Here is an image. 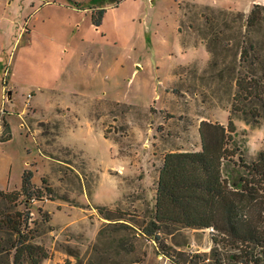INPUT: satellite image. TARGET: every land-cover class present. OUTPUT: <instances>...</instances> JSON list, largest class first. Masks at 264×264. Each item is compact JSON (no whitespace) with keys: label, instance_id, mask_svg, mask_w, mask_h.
I'll return each instance as SVG.
<instances>
[{"label":"rangeland","instance_id":"rangeland-1","mask_svg":"<svg viewBox=\"0 0 264 264\" xmlns=\"http://www.w3.org/2000/svg\"><path fill=\"white\" fill-rule=\"evenodd\" d=\"M118 1L70 0L88 12ZM22 2L13 0L14 13ZM260 2L125 1L109 14L106 28L110 34L116 19L123 21L136 48L113 92L128 104L86 106L74 99L67 101L71 108L59 110L72 117L28 108L21 120L24 103L13 109L1 99L10 65L0 73V129L11 116L12 133L0 141V190H19L23 171L33 172L40 196L20 208L31 212L34 241L48 252L43 264H173L167 252L180 260L211 251L209 230L173 227L158 233V241L141 230L154 212L164 155L199 151L201 121L227 126L232 119L235 143L247 162L264 151V97L237 98L235 81L251 70L239 60L242 45L253 43L252 53L264 60V21L254 29L245 25ZM178 39L183 50L196 51L190 63L179 66ZM253 70L261 74L263 68ZM80 114L93 123L73 117ZM110 145L119 160L113 168Z\"/></svg>","mask_w":264,"mask_h":264},{"label":"trees","instance_id":"trees-1","mask_svg":"<svg viewBox=\"0 0 264 264\" xmlns=\"http://www.w3.org/2000/svg\"><path fill=\"white\" fill-rule=\"evenodd\" d=\"M106 10H93L96 27L101 26ZM263 21L264 5L255 4L245 25L254 29ZM255 47L250 43L240 48L239 60L249 63L251 70L236 77L237 98L264 97V60L252 53ZM258 64L261 74L253 70ZM3 126L0 141L6 142L12 137L11 127L7 122ZM199 134V151L164 155L154 212L141 232L158 241V233L173 227L209 230L213 243L209 253L178 260L167 252L173 264H264V151L247 162L235 143L232 119L227 126L203 120ZM32 178L33 172L26 169L19 190H0V264H43L48 258L45 247L34 241L31 212L20 208L21 203L28 205L40 196Z\"/></svg>","mask_w":264,"mask_h":264},{"label":"crops","instance_id":"crops-1","mask_svg":"<svg viewBox=\"0 0 264 264\" xmlns=\"http://www.w3.org/2000/svg\"><path fill=\"white\" fill-rule=\"evenodd\" d=\"M125 1L107 9L101 26L96 27L92 12L70 0H23L15 13L13 0H0V73L10 65L6 85L2 78V102L13 109L23 102L18 114L21 120L28 108L40 115L53 110L59 119L72 117L59 110L71 108L67 101L74 99L86 106L95 102L127 103L113 92L136 48H132L133 39L123 21L116 19L110 34L106 28L109 14ZM83 22L87 23L85 28ZM178 44L177 66L190 63L196 51L183 50L181 39ZM135 63L142 65L137 59ZM73 117L80 123H93L90 116ZM8 118L11 127V116ZM110 146L109 150L113 148ZM110 157L115 162L113 168L118 160L113 150Z\"/></svg>","mask_w":264,"mask_h":264},{"label":"built area","instance_id":"built-area-1","mask_svg":"<svg viewBox=\"0 0 264 264\" xmlns=\"http://www.w3.org/2000/svg\"><path fill=\"white\" fill-rule=\"evenodd\" d=\"M22 126H23V124H22ZM210 230H212V229H210Z\"/></svg>","mask_w":264,"mask_h":264}]
</instances>
